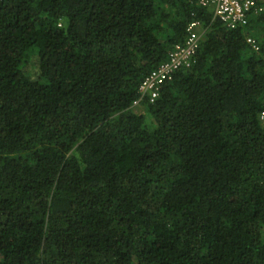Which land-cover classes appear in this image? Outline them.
Instances as JSON below:
<instances>
[{
	"label": "trees",
	"instance_id": "1",
	"mask_svg": "<svg viewBox=\"0 0 264 264\" xmlns=\"http://www.w3.org/2000/svg\"><path fill=\"white\" fill-rule=\"evenodd\" d=\"M0 264H264V12L0 0Z\"/></svg>",
	"mask_w": 264,
	"mask_h": 264
},
{
	"label": "built area",
	"instance_id": "2",
	"mask_svg": "<svg viewBox=\"0 0 264 264\" xmlns=\"http://www.w3.org/2000/svg\"><path fill=\"white\" fill-rule=\"evenodd\" d=\"M260 0H198L204 7H211L216 18L220 19L228 28L237 29L247 26L249 14L264 12V3ZM202 30L199 23L194 22L188 28V38L183 44H178L171 52L166 63L154 70L144 79L140 86V100L133 107L138 106L142 99H149L151 103L159 97L165 82L173 79L177 72L192 65L194 56L200 48ZM247 42L256 51L259 50L256 39L247 38Z\"/></svg>",
	"mask_w": 264,
	"mask_h": 264
},
{
	"label": "rangeland",
	"instance_id": "3",
	"mask_svg": "<svg viewBox=\"0 0 264 264\" xmlns=\"http://www.w3.org/2000/svg\"><path fill=\"white\" fill-rule=\"evenodd\" d=\"M29 71H30V73H33V75L35 74V72H36V67H30V69H29ZM139 110H140V108H139ZM136 112H138V110H136Z\"/></svg>",
	"mask_w": 264,
	"mask_h": 264
}]
</instances>
